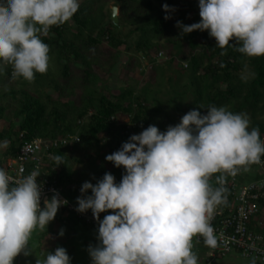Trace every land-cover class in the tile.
Segmentation results:
<instances>
[{"label":"trees","instance_id":"16d2710c","mask_svg":"<svg viewBox=\"0 0 264 264\" xmlns=\"http://www.w3.org/2000/svg\"><path fill=\"white\" fill-rule=\"evenodd\" d=\"M74 1L77 0H0L3 75L7 79L15 76L14 57L8 48H17L16 43L22 36L34 52V56L27 58V74L37 83L46 82L47 88L56 91L60 99L66 90L46 71V59L50 56L60 62L59 76L67 78L69 64L77 62L88 69L90 63L98 61L93 51L103 40L114 51L126 46L127 38L137 33L135 48L151 54L161 50L156 42L166 39L171 31L173 0H129L130 5L135 4L133 10L129 8L133 11L130 15L124 9L125 3L120 4L121 25L133 28L127 35L110 20L104 25L103 9L107 0L82 1L71 15L73 26L70 27L66 4ZM173 27L177 34L175 39L166 40L168 45L182 43L189 52L187 79L193 87L189 108L198 117L210 116L197 129V138L175 147L178 130L171 117L161 112L156 100H153L156 104L150 103L146 92L136 93L132 85L111 97L96 89L86 93L78 106L70 105L69 101L53 103L46 94L42 101L24 89L9 88L0 90V97L14 104L7 126L0 130V142L6 145L0 167H9L23 142L76 134L80 141L77 152L97 154L98 150H105L102 159L108 169L104 171L102 166L95 171V186L89 189L75 181L69 164L73 157L68 158L67 153L73 156L76 151L69 145L53 149L52 158L43 159L42 169L48 178L55 179L69 202L89 212L117 220L127 203H132L142 219L151 206L169 213L170 197L141 196L142 190L159 185L174 186L179 191L177 202L197 197L210 188L222 194L220 181L227 170H237L236 159L247 156L253 163L264 157V122L256 121L247 128L234 120L235 113L242 109L248 110L251 116L263 109L258 104L264 97V0H205L195 20L184 22L178 16ZM217 36L224 37V41L211 40ZM197 37L201 50L195 54L199 48ZM244 63L251 69V78L240 82L238 74ZM228 105L235 106L233 114L226 113ZM4 112L5 106L0 103V121L4 120ZM223 112L225 118L216 119ZM161 113L162 123L153 133ZM212 114L216 117H211ZM118 116H125L128 124L111 119ZM81 119L84 121L79 124ZM138 124L142 126L137 127ZM135 134L141 153L134 147ZM168 155L172 160L165 166L163 159ZM4 195L15 201L20 212L28 205L11 188ZM258 202L264 208V193ZM254 224L252 221L250 228ZM86 228L94 233L103 231Z\"/></svg>","mask_w":264,"mask_h":264},{"label":"rangeland","instance_id":"374dc122","mask_svg":"<svg viewBox=\"0 0 264 264\" xmlns=\"http://www.w3.org/2000/svg\"><path fill=\"white\" fill-rule=\"evenodd\" d=\"M17 1L18 0H15V2ZM82 1L85 0H77L66 4L68 11L67 25L70 27L73 26L71 15L77 5ZM117 1L119 2L107 0V2L104 3V25L110 20L111 10L114 7L116 9V26H119V31L122 32L123 35H127L129 29L133 28L131 26L123 27L121 25L120 4L124 5L123 3H125L124 9L129 15L133 12L130 11L129 8L133 10L135 4L131 3L130 5L129 0ZM204 3L205 0H173V15L170 17V21H172L171 31L166 39L164 38L156 42V44L161 47V50L156 53L147 54L146 52H139L135 48L134 43L137 33H133L127 38V41H125V43H127L126 46H119L114 51L108 49L106 42L103 40L100 42V47L93 51L94 55L98 57V61L90 63L88 69L77 62L69 64V76L67 78L59 76V71L62 70L60 62L57 58L50 56L46 59V71L57 84L66 90L60 99H58L56 91L47 88L48 84L46 82L42 84L37 83L27 74L29 71L27 58L34 56V52L26 43L23 36L19 39L20 42L18 41V43H16L17 48H9V53L14 57V79H7L3 75L5 63L3 61L4 51L1 48L3 40L0 38V90L3 91L9 88L24 89L36 97L39 96L42 101H45L43 94H46L51 96V102L53 103L55 101L57 102V100V103L60 104L69 101L68 103L70 105L78 106L84 101L86 93L90 94L96 89H102L104 96L111 97L119 94L127 85H132L135 87L136 93L146 92L149 96V102L153 104V100H156L160 106L161 112L171 117L172 124H174L178 130L174 145L175 147H181L184 141L197 138V129L202 123H206L210 116L203 114L200 118L189 108L191 102L190 92L193 87L187 79L188 62L186 60L189 57L187 47L182 43L169 46V42L166 40L175 39L177 30L173 27V23H176L178 16L179 18L182 17L184 22L195 20L196 14L202 9ZM10 9L12 12L15 11L13 8ZM211 40L222 42L224 41V37L217 36L211 38ZM195 41L199 45V37H197ZM200 50L201 47L199 45V48L196 49L194 53L196 54L200 52ZM61 63L64 62L61 61ZM199 73H201V71ZM238 77L240 82L247 81L251 78V69L247 63H244L243 69L240 70ZM221 89L223 88L221 87ZM5 99L0 97V103L5 106L4 120L0 121V130L7 126V122L12 115V109L14 107L11 101L7 100V98ZM47 105L48 107L50 106V101L47 102ZM258 105L259 108L263 105V109H258L254 116H251L250 112L244 109L235 113V122L247 128H251L256 121L264 122V97ZM233 109H235V106L228 105L225 107L226 113L233 114ZM162 113L156 118L157 123L155 124L153 133L156 127L162 123L160 120ZM211 117H216V115L212 114ZM221 118H225L224 112L221 116H217L216 119L219 120ZM118 122L128 124V119L125 116H118ZM211 127L212 125H208V128ZM100 139L102 142V136H100ZM79 142L77 144H71L68 147L76 151ZM133 143L137 152L141 153L142 147L138 142L136 134L134 135ZM5 146V143L0 142L1 149L5 148ZM76 152H73V156L70 152L67 153L68 158L73 157L69 164L75 176V181L85 187H89V189L93 188L96 183L95 171L100 170L99 167L102 166L104 171L108 169L102 159L105 150H98L97 154L92 151ZM171 160V155H168L163 159V164L168 166ZM235 163L238 166V183H248L259 177L258 170L249 160V157L246 156L241 159H236ZM127 186H130V184H127ZM79 192L80 194L82 193L80 190ZM18 214H20V209L19 206L17 208L15 201L6 195H0V228H7L9 225L6 223L9 221H17ZM77 223L84 228L87 227L78 221ZM1 231H4V229H0V238H2L3 235ZM12 242L13 241H11V243ZM58 242L59 241H57V243ZM61 242L63 241L60 240L59 243ZM15 243L17 244V241ZM88 243H93V241ZM1 249H6L5 253H10L9 246L5 247V244ZM81 250L83 251V255H81L84 257L86 255L88 258V260L84 261V264H251L234 254L216 257L211 260L207 252L202 249L201 246L177 248L173 244L159 241L154 243L141 242L139 244H133L127 249L128 254L124 246L113 244L105 239L99 241L97 246H94V244L88 247L87 245H82ZM6 259L8 260V258ZM9 261H12L13 263L11 264H14L13 260Z\"/></svg>","mask_w":264,"mask_h":264},{"label":"built area","instance_id":"2783aa9c","mask_svg":"<svg viewBox=\"0 0 264 264\" xmlns=\"http://www.w3.org/2000/svg\"><path fill=\"white\" fill-rule=\"evenodd\" d=\"M111 119L118 122V117ZM78 142L77 135L26 141L19 146L9 167H0V195L11 188L26 199L28 205L21 212L24 220L44 213L45 201L49 200L58 212L107 231L120 243L175 239L184 248L201 246L211 260L234 254L250 263L264 264V208L258 202L264 193V157L253 162L259 177L251 182L238 183V171L227 170L219 184L222 194L210 188L182 202L175 201L179 191L174 186L159 185L142 190L141 196L170 197L169 213L151 206L142 219L132 203H127L115 220L69 202L55 179L48 178L42 169L43 159H51L53 149ZM252 221L255 224L250 228Z\"/></svg>","mask_w":264,"mask_h":264},{"label":"crops","instance_id":"0c3cea01","mask_svg":"<svg viewBox=\"0 0 264 264\" xmlns=\"http://www.w3.org/2000/svg\"><path fill=\"white\" fill-rule=\"evenodd\" d=\"M3 151L4 148L0 147V157ZM45 206V211L41 215L24 220L20 212L17 221L6 223L9 225L8 230L6 227L0 228L4 229L1 231L3 235L0 238V264L13 263L9 260H13L14 264H84L88 258L86 255L82 256V245L97 246L99 241L105 239L113 244L124 246L127 252V249L134 244L117 242L107 231L94 233L84 228L72 216L61 215L54 203L49 200L45 201ZM60 240L63 242L59 243ZM91 241L93 243H88ZM159 242L184 248L175 239H163ZM4 244L5 247L9 246L10 253H5L6 249H1Z\"/></svg>","mask_w":264,"mask_h":264},{"label":"water","instance_id":"95a60500","mask_svg":"<svg viewBox=\"0 0 264 264\" xmlns=\"http://www.w3.org/2000/svg\"><path fill=\"white\" fill-rule=\"evenodd\" d=\"M115 12H116V9L113 7L112 10H111V15H110V21L113 25H116L117 24V19H116V16H115Z\"/></svg>","mask_w":264,"mask_h":264}]
</instances>
